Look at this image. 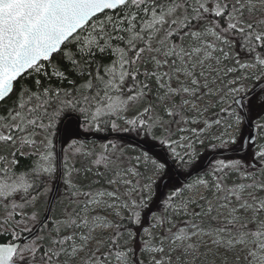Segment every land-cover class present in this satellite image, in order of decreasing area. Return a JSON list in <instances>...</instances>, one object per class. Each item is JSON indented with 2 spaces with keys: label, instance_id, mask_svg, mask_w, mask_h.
Wrapping results in <instances>:
<instances>
[{
  "label": "snow or ice",
  "instance_id": "6c2138e0",
  "mask_svg": "<svg viewBox=\"0 0 264 264\" xmlns=\"http://www.w3.org/2000/svg\"><path fill=\"white\" fill-rule=\"evenodd\" d=\"M0 264H264V0H0Z\"/></svg>",
  "mask_w": 264,
  "mask_h": 264
}]
</instances>
